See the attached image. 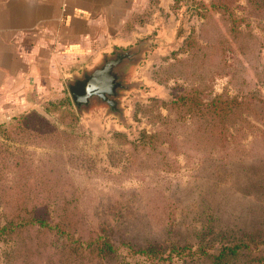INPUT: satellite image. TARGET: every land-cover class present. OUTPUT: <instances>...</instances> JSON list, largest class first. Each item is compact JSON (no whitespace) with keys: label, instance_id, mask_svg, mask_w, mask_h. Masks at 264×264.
<instances>
[{"label":"rangeland","instance_id":"374dc122","mask_svg":"<svg viewBox=\"0 0 264 264\" xmlns=\"http://www.w3.org/2000/svg\"><path fill=\"white\" fill-rule=\"evenodd\" d=\"M151 5L176 38L118 45L146 47L124 121L80 114L58 80L64 124L42 105L52 125L0 126V264H264V0Z\"/></svg>","mask_w":264,"mask_h":264},{"label":"crops","instance_id":"0c3cea01","mask_svg":"<svg viewBox=\"0 0 264 264\" xmlns=\"http://www.w3.org/2000/svg\"><path fill=\"white\" fill-rule=\"evenodd\" d=\"M151 6V0H0V125L43 108L58 80L93 68L128 37L152 30V37L174 40L176 30ZM157 6L163 13V0ZM137 21L145 23L132 29Z\"/></svg>","mask_w":264,"mask_h":264},{"label":"water","instance_id":"95a60500","mask_svg":"<svg viewBox=\"0 0 264 264\" xmlns=\"http://www.w3.org/2000/svg\"><path fill=\"white\" fill-rule=\"evenodd\" d=\"M145 50L144 41L130 49L116 47L111 53L105 54L93 68L70 75L66 86L77 111L83 114L90 112L95 106H105L109 114L124 121L121 99L124 92L132 88L126 82V76L129 68L142 61Z\"/></svg>","mask_w":264,"mask_h":264},{"label":"trees","instance_id":"16d2710c","mask_svg":"<svg viewBox=\"0 0 264 264\" xmlns=\"http://www.w3.org/2000/svg\"><path fill=\"white\" fill-rule=\"evenodd\" d=\"M252 1V0H251ZM152 2H155V6H157V0H151V4ZM229 3V2H228ZM213 8L216 6V4H212ZM219 8L221 9H229V4H224V5H218ZM208 11V9H206ZM72 105V102L69 98L68 93L66 94L65 97L59 99L56 102H48L44 107L43 110L45 111L46 114H48L49 116H54L58 118L59 123L64 124V122L59 118V116H61V113L65 114V116L67 115V111L69 110V106ZM74 118V116H73ZM44 120L46 123L52 125V123L49 121V119L47 118V116H45V114H42L41 112L37 111V110H31L29 112L23 113L19 116H16L13 121H11V123H15L14 125L21 126V125H28L30 127H33L32 125V121L34 120ZM73 123V121H72ZM66 124V123H65ZM2 126V124L0 125ZM258 188L259 190L264 191V176L263 179H261L258 182ZM34 222H37L41 227H50V224L47 222V220L42 219V218H37L34 219L30 222V226H33ZM21 223V222H19ZM23 226H26L25 222H22ZM263 227H264V221H263ZM2 230H5V228H2ZM254 235H258L260 237V235H264V228L263 229H257ZM263 243V242H262ZM104 245H108L109 250L112 248V246L110 244H108L107 242H104ZM246 245V244H244ZM264 245V244H263ZM244 247L243 245H238L235 244L233 246H225L219 254H217L215 257V259H221L223 258V256L226 255L227 252H229L230 254H238L240 248ZM151 248H145V249H139L136 252L137 253H142L145 255H150L151 253ZM100 252H104L101 248H100ZM107 252H105L106 254ZM204 254H208L206 252H203ZM259 261V260H258Z\"/></svg>","mask_w":264,"mask_h":264}]
</instances>
